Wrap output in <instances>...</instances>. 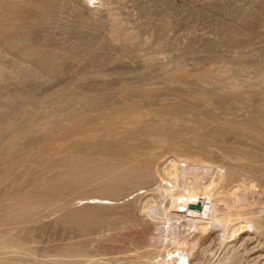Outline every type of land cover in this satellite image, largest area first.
Masks as SVG:
<instances>
[{
  "label": "rangeland",
  "instance_id": "obj_1",
  "mask_svg": "<svg viewBox=\"0 0 264 264\" xmlns=\"http://www.w3.org/2000/svg\"><path fill=\"white\" fill-rule=\"evenodd\" d=\"M232 108L264 138V0H0V264H228L191 245L142 257L138 141L114 135L115 157L84 136L122 115L216 143L264 196V147L226 126ZM261 225L229 264H264Z\"/></svg>",
  "mask_w": 264,
  "mask_h": 264
},
{
  "label": "bare ground",
  "instance_id": "obj_2",
  "mask_svg": "<svg viewBox=\"0 0 264 264\" xmlns=\"http://www.w3.org/2000/svg\"><path fill=\"white\" fill-rule=\"evenodd\" d=\"M75 100L74 97L73 102ZM236 111H239L238 108L227 110L229 116L223 117L228 124L226 126L235 128V125L243 132L248 126L247 133L243 134L247 145L253 143L264 147V138H259V127L248 120L237 119ZM135 119H124L119 115L111 119L113 125L109 119L103 120L102 126L86 131L84 137L95 139L100 136V140L89 145L109 150L115 157L121 156L122 149L116 148L114 135L138 141L127 148L135 153L137 165L142 167V176L145 175L143 182H137L136 189L132 191L143 189L138 196L142 197L141 211L150 229L142 237V257L151 258L167 247L183 255L186 247L191 245L196 246L199 253L216 255L217 252H223L224 261L229 264L237 259L246 242H254L251 248L263 246L259 234L264 222V196L246 184L247 176L241 179L232 177L229 165H222L215 157L216 150L220 148L216 143L211 148L207 144L210 142L201 144L198 141L192 147H180V142L173 141L165 127ZM110 127L117 128L113 131ZM207 127L211 128L209 125ZM196 136L200 140L201 137ZM108 139L110 141L106 142ZM247 230H254L258 234L251 236ZM198 235L207 236L208 241L198 242ZM0 251L5 253L3 249ZM92 260L91 257L83 263ZM262 260L264 253L249 259L253 263Z\"/></svg>",
  "mask_w": 264,
  "mask_h": 264
}]
</instances>
